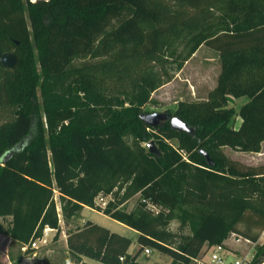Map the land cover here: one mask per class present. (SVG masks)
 <instances>
[{"label": "trees", "instance_id": "trees-1", "mask_svg": "<svg viewBox=\"0 0 264 264\" xmlns=\"http://www.w3.org/2000/svg\"><path fill=\"white\" fill-rule=\"evenodd\" d=\"M223 4L226 16L215 23ZM178 28L194 33L184 62L200 46L221 61L208 97L180 101L171 113L194 136L169 122L153 128L142 121L144 105L165 84L155 68L135 80L128 105L116 98L114 107V99L93 92L105 120L74 119L72 87L99 84L92 73L99 68L117 72L129 61L157 58ZM6 52L18 62L10 69L0 60V109H14L13 120L0 124V234L26 246L46 228L58 237V193L66 224L85 207L98 209L135 232L143 251L167 254L172 264H192L206 245L233 235L255 244L250 264H264V165L223 151L262 150L264 0H0V59ZM244 96L249 102L237 112L230 102ZM152 140L159 156L144 146ZM138 194L136 207L124 209ZM100 196L112 197L103 209ZM174 220L180 231L170 229ZM67 244L72 264H84L83 256L141 264L140 253H129L130 237L92 220L68 232Z\"/></svg>", "mask_w": 264, "mask_h": 264}, {"label": "rangeland", "instance_id": "rangeland-1", "mask_svg": "<svg viewBox=\"0 0 264 264\" xmlns=\"http://www.w3.org/2000/svg\"><path fill=\"white\" fill-rule=\"evenodd\" d=\"M216 13L217 18L215 23H219L226 16L225 4L220 5ZM193 34L188 33L182 28H178L165 37V45L157 58L129 61L126 66L117 72L116 70H111L107 73L101 68L92 71L99 84H95L94 81L93 84L89 81L88 90L86 89V91L82 90L79 86L72 87L71 100L76 102L73 106V111L76 113V118L74 117V119H81L83 122L87 119H94L95 122L105 120L106 108L102 110L99 104H96L93 92L102 95L103 99H114V107H117L115 104L116 98L124 100L126 105H128L137 90L135 80L142 76L143 70L149 68L158 70L165 84L151 94L149 102L143 107L145 112H170L174 114L180 101L206 99L210 90L217 84L221 61L216 52L205 46H200L192 57L184 62L185 57L193 47V42H191ZM82 61L80 59L76 60L77 65H80ZM180 65H182L181 68ZM39 101H42V99L40 98ZM102 105L105 106L104 102ZM238 105L237 103L236 106ZM13 112V108L0 109V124L13 120ZM42 116L45 123L46 119L43 112ZM238 119L239 117H236L235 125ZM71 122L72 118L65 121V123ZM170 143L174 147H178L177 140H170ZM144 146L147 147V144H144ZM225 152L231 159L243 160L249 163L261 161L256 153L237 152L231 148H226ZM111 199L112 197L108 196L105 199V204L101 203L99 199L96 200V203L103 209ZM140 199V194L135 195L124 203L123 208L127 211H132ZM56 201L61 220V232L59 236L56 237L57 232L53 229H49L47 232L44 230L43 236L40 239L35 240L30 246H26L18 241H14L5 234H0V261L2 264H72L67 244L68 232L83 226L87 220H92L113 232L130 237L132 245L129 253L131 255L140 253L138 257L139 263L172 264L173 258L171 256L153 248L149 255L145 254L138 243L135 232L98 209L85 207L66 224L62 216V207L58 193L56 194ZM7 219V221L10 220V218ZM170 229L180 231V222L174 220L170 225ZM182 231L190 233L189 228H185ZM233 240H230L232 242L229 241L228 248L234 250L238 258L246 257L248 254L253 256L255 253L253 244L242 243L239 245L236 241L233 243ZM263 240L264 237L261 238L260 242H263ZM200 255L199 261L204 259L209 260L210 258L209 254L205 256V252ZM82 263L105 264L86 256L82 257ZM192 264L199 263L194 260Z\"/></svg>", "mask_w": 264, "mask_h": 264}, {"label": "water", "instance_id": "water-1", "mask_svg": "<svg viewBox=\"0 0 264 264\" xmlns=\"http://www.w3.org/2000/svg\"><path fill=\"white\" fill-rule=\"evenodd\" d=\"M1 63L6 68H14L18 62L16 55L12 52H6L1 56ZM142 121L153 128L163 127L167 122L171 125L172 129L187 132L195 135L196 129L183 121L180 117L174 116L169 112H152V113H143L141 114ZM148 150L155 154L160 155V151L155 143V141H151L147 144ZM201 154L206 158L209 165H213V160L208 154L206 150H201Z\"/></svg>", "mask_w": 264, "mask_h": 264}, {"label": "built area", "instance_id": "built-area-1", "mask_svg": "<svg viewBox=\"0 0 264 264\" xmlns=\"http://www.w3.org/2000/svg\"><path fill=\"white\" fill-rule=\"evenodd\" d=\"M100 200L101 203L105 204L106 197L100 196L97 198V200ZM50 228H46L45 231L47 232ZM231 238H233L237 244H253L247 239H244L240 236L233 235ZM255 246V244H253ZM145 254H150L151 249L147 248L144 250ZM205 256L207 254L210 255L209 260H201L199 261L198 257L196 260L199 264H250L252 261L253 256L251 254H248L246 257H237V255L234 253V250H231L228 248V244L225 242L224 245H213V246H207L205 247ZM205 258V257H204ZM123 259V258H122Z\"/></svg>", "mask_w": 264, "mask_h": 264}, {"label": "crops", "instance_id": "crops-1", "mask_svg": "<svg viewBox=\"0 0 264 264\" xmlns=\"http://www.w3.org/2000/svg\"><path fill=\"white\" fill-rule=\"evenodd\" d=\"M218 57H219V55H218ZM219 60H220V58H219ZM220 73H221V63H220ZM220 73H219V75H220ZM219 77V76H218ZM217 82H218V79H217ZM217 86V84L215 85V87ZM214 87V88H215ZM213 88V89H214ZM213 89H211V90H213ZM210 90V91H211ZM249 102V98H247V97H239V98H234L231 102H230V106L231 107H234L235 109H236V111L237 112H239V110H240V108L243 106V105H245L246 103H248ZM239 104L238 106H236V104ZM237 117H239V119L237 120V123H236V125H235V127L236 128H239L240 127V125H241V123H242V119H240L241 117L238 115ZM226 148H229V147H224L223 148V151L225 152V149ZM235 151V150H234ZM237 152H239V151H237ZM243 153H246V152H243ZM225 154H226V152H225ZM255 154V153H254ZM257 154V156H258V158H260L261 159V161L260 162H258V163H249V162H246V161H243V160H237V159H233V160H235V161H240V162H242L243 164H245V165H249V166H260V165H264V142H263V144H262V150H261V152H259V153H256ZM227 155V154H226ZM228 156V155H227ZM229 157V156H228ZM230 158V157H229ZM231 159V158H230ZM233 238H230L229 240H227L226 241V243L227 244H230L229 243V241L230 240H232ZM230 242H232V241H230ZM235 242V240H233V243ZM232 244V243H231ZM207 246V245H206ZM205 246V247H206ZM205 247L203 248V250H202V252H201V254L204 252V250H205ZM234 247V246H233ZM234 248H237V247H234ZM199 256H201V255H199ZM197 259V258H196Z\"/></svg>", "mask_w": 264, "mask_h": 264}]
</instances>
